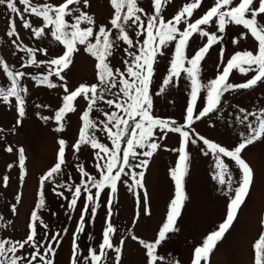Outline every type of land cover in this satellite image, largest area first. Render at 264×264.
Masks as SVG:
<instances>
[{"label":"rangeland","instance_id":"374dc122","mask_svg":"<svg viewBox=\"0 0 264 264\" xmlns=\"http://www.w3.org/2000/svg\"><path fill=\"white\" fill-rule=\"evenodd\" d=\"M30 2L33 5L43 3L58 5L63 0H30ZM187 2L191 0H162L160 15L165 21L171 20ZM15 3L23 12L24 5H21L19 0H15ZM238 3L239 0H234L233 6ZM254 4L258 7V0H254ZM137 6L143 9V12L138 15L146 27L148 16L155 14L153 0H137ZM211 6H213V0H203L202 6L194 10L193 16L187 19L189 22H194ZM70 7H78L92 17L94 21L92 25L82 24L81 27H93L94 33L98 32L100 26L111 29L110 20L114 9L110 0H88L87 7L83 6V0H81V4ZM24 19H27L33 27H43L41 18L27 12H23L21 17L11 13L6 5H0V61H3L13 72L26 73L21 77L20 83L27 89L26 93H21L25 100L23 117L18 114L14 97L9 98V103H4L0 99V240L23 241L29 232V223L33 222L31 213L35 210L39 217V220L34 222L38 226L36 241L44 245L40 248L39 254L46 255L48 259H51L52 264H72L73 237L85 204L84 197L88 195L82 189V196L77 201V207L73 209L67 207L71 200V191H74L82 178L78 165L83 166L84 171L99 180L101 171L97 168V164H103L105 161L97 159L95 153L99 149H93L90 145H81L79 152L74 151L72 147L79 137V130L83 124L81 115L88 107V102L83 95L73 102L76 110L66 114L62 131L54 130L59 126L54 116L63 104V96L68 94L64 91V86L69 91H74L81 84L88 86L96 84L99 93L100 81L96 68L98 61L85 51L84 45H77V51L71 56V64L61 71L64 79L61 80L55 75L49 76V80L57 87L48 88L46 84L38 83L33 77L42 79L50 69L54 71L56 66L47 62L61 56L65 49L54 40L50 29L45 30L42 36L36 37L31 29L23 27ZM68 19L72 22L71 18ZM259 19L264 22V14ZM10 20L16 26L17 35L15 36L7 34ZM177 27L183 31L186 25L182 22ZM201 27L220 37V42L212 45L201 61L198 81L202 85L215 79L223 71L228 59L236 52L248 50L255 54L257 43L242 26L228 25L223 33L218 31L214 22ZM137 31L141 32L139 36L136 34ZM125 32L137 47L146 38V32L138 24L133 25L131 21L125 24ZM118 35L117 29H111L109 38L114 46L111 49L112 55L107 57V63L114 72L116 69L125 72L124 61L131 59L125 50L135 51V49H129L127 44L118 40ZM90 41L95 42L94 38H90ZM206 42V37L193 34L189 46L185 49L186 58L190 59ZM27 48L35 50L37 63L22 66L29 57L28 53L21 49ZM40 49L46 51L41 52ZM174 50L175 42L161 49L164 54L157 56L149 85V95L153 101L152 114L155 117L174 120L177 125H183L190 99V81L184 73H181L180 78H173L169 85H163ZM184 66L189 67L186 63ZM244 67L247 66L244 65ZM253 75L255 72L242 75L234 69L229 75L228 82L244 83ZM125 78H127L126 73ZM116 79L118 82L120 77L117 76ZM8 86H10V80L3 71V66L0 65V87ZM118 87L112 91L116 92L122 100L123 96L118 92ZM205 96L206 91L202 89L196 102L200 110L205 106ZM117 98L105 92L102 99L95 101L89 113V118L97 125L96 129L90 131L94 132L99 143L108 147H111V140L102 130L101 122L107 120L105 113L118 111V114H123L115 108V105L109 106L106 103L109 99L115 101ZM241 109L244 111L242 112ZM261 110H264V81L258 82L252 88H236L224 93L216 110L200 120H194L191 128L185 130L189 131L193 138H196L195 134L198 133L199 136L231 150L240 142L241 132L248 134L247 123L255 119L254 116H249L248 121L240 124L238 118L243 119L247 113H258ZM195 114H198V111ZM42 117H50V119L44 120ZM126 136H130V133H126ZM61 139L66 142L65 162L61 173L54 175L52 180H46L41 185V176L45 175L57 162ZM151 139L159 145L153 155L151 157L139 155L137 160L131 161L136 164L141 160H147V165L134 169L126 168L125 171L129 175H122L121 180L117 182L115 193H111L110 188L102 191L100 207L94 217L91 216L89 209V213L85 216L84 231L76 234L79 257L77 264H85L84 257L89 247L99 253L98 246L106 227V219H108L110 195L112 198L110 222L116 229L111 240L115 247L120 248L119 260H117L116 252L109 249L100 264H147L146 249L140 241L154 242L166 219L170 201L175 195V184L170 170L175 168L178 160L179 153L174 150L179 148L180 136L178 133L157 128L154 129ZM8 147L13 148V151H6ZM124 147L126 143L122 140L121 148ZM21 148L24 150L23 168L19 164ZM204 148L199 139L196 144L188 143L186 146L189 156L187 174L183 180L186 199L176 221V231L169 233L168 238L156 249L157 255L163 259L157 260L155 264H192L194 249L202 245L208 234L218 230L219 224L226 218L227 204L234 193L224 195L228 191V185H221L217 179L213 178L218 170L214 166L213 156L205 155ZM145 150L147 149H137V152ZM101 155L104 154L101 153ZM120 155L122 156V153ZM241 156L253 171L249 193L230 228L216 243L208 259L201 260V264H254L253 245L261 232H264L261 224L264 219V137L248 145ZM223 159L233 177L234 189L238 186L235 181L239 180L240 171L234 161L227 157ZM133 172H143L142 187H136L133 184ZM5 176L9 178L6 186L2 182ZM136 178L140 179L138 175ZM84 179L87 180L86 177ZM60 184H64L65 187H57ZM89 187H91L90 184ZM95 191L96 189H92L93 193ZM58 192H62L63 196L57 195ZM41 195L44 206L37 208ZM40 221L48 227L44 228ZM53 234L58 236V242L50 240ZM133 236L137 239H132ZM121 241L123 244L120 243ZM49 243L54 247L52 253L45 251ZM33 251L30 245L18 250L17 255L21 257L18 264H27ZM33 264H43V262L37 259L33 261Z\"/></svg>","mask_w":264,"mask_h":264},{"label":"snow or ice","instance_id":"6c2138e0","mask_svg":"<svg viewBox=\"0 0 264 264\" xmlns=\"http://www.w3.org/2000/svg\"><path fill=\"white\" fill-rule=\"evenodd\" d=\"M21 5H24L23 12H27L32 16L42 19L43 27H33L27 20H23V27L31 29L32 33L36 37H40L45 33V30L50 29V34L56 42L63 45L64 51L58 58L51 59L47 63L52 66H56L55 70H49L47 75L41 78L33 77L38 83L46 84L48 88H55L57 85L49 80V76L55 75L61 80L64 79L61 76V71L66 69L72 62L71 56L77 51V45H84L85 51L95 57L98 61L96 64L97 76L100 81V88L98 93V85L93 84L91 86L81 84L74 91L64 86V91L68 93L64 95L62 100V106L55 112L54 119L59 125L55 131L63 130V120L67 113L75 111L73 102L78 97L83 95V98L88 102V107L83 111L81 120L83 124L79 130V137L75 144L72 145L74 151L79 152L81 145H90L93 149H99L95 153L98 160H104L103 164H97V168L101 171V178L96 180L84 171L83 166L78 165L81 173V180L78 185L75 186L74 191H71V200L67 207L73 209L77 207V201L82 196L83 192L88 193L85 199V204L81 210L80 220L77 224L74 237H73V258L72 264H77L79 257L77 256L78 245L76 242V234L84 231L85 216L90 213L94 217L97 213V209L100 207L101 193L105 188H110L111 193H115L117 190V182L121 180L122 175H129L125 169L140 168L147 165V160H141L139 163L133 164L131 161L137 160L139 155L144 157H151L153 152L159 147V145L152 141L154 135V129L167 130L170 132L178 133L180 136L179 148L174 151H178L179 156L176 162L175 168L170 170V175L175 184V195L170 201L166 219L160 227L157 238L154 242L140 241L143 247L146 249L147 264H155L157 260H162L163 257H159L156 253V249L167 238L168 234L176 231V221L181 214L183 202L186 199V195L183 190V180L187 174V162L189 160L186 146L188 143L196 144L197 139L202 141L205 148L204 154H211L214 158V166L218 170L214 173L213 178L217 179L221 185H228V191L224 195L234 193L227 204L226 218L219 224L218 230L211 232L203 240L201 246H197L194 249V256L192 264H201V260H207L209 254L215 247L216 243L222 239L224 233L230 228L236 214L244 203L246 196L249 193L250 186L253 180V171L249 164L242 158L241 153L248 145H251L256 140L264 137V110L258 113H247L243 119L238 118L240 124H244L248 121L249 116H254L255 119L247 123L248 134L240 133V142L231 150L212 142L199 134H195L196 138L190 136L189 131L186 128H191L194 120H200L209 113L216 110L217 106L221 103V97L224 93L232 89H248L256 86L258 82L264 81V22H261L259 17L264 14V0H258V7L255 6L254 0H239L238 4L234 5V0H213V6H211L199 19H195L194 22H189L187 18L193 16L194 10H197L202 6L203 0H191L183 5L171 20L165 21L160 15L162 0H153V8L155 14L148 16L147 25L143 24L140 15L138 13L143 12V9L137 6V0H110V3L114 9V14L110 20L111 29H117L119 35L118 40H122L128 45L129 49H135V51H128L127 55L130 60L124 61L125 72H121L120 69H116L115 72L107 63V57L112 55L111 49L113 48V42L110 40L111 29H106L105 26H100L98 32L93 31V27H81L82 24L92 25L94 23L91 16L86 12L80 10V8L70 7L71 5L81 4V0H63L58 5L51 3H43L40 5H33L30 0H19ZM0 5H6L7 9L11 13H16L18 16L23 17V12L17 8L15 0H0ZM83 6H88V0H83ZM126 8V11L124 9ZM79 13L78 15H74ZM250 14V15H249ZM71 18L72 22H69ZM129 21L133 25H139L144 32H146V38L142 41V44L137 47L134 42L129 38V35L125 32V24ZM184 23L186 27L181 31L177 25ZM215 23L220 33H223L228 25L242 26L246 29L254 41L257 43L255 54L253 51L236 52L230 59H228L226 66L223 67V71L216 76L215 79L208 81L207 84H201L198 81V74L200 71L201 61L205 58L210 47L220 42V37L214 32L204 30L201 26ZM8 35H17L16 26L13 21L8 23ZM137 36L141 34L137 31ZM193 34H199L202 37L207 38V42L200 47L195 54L187 59L185 56V49L189 46L190 38ZM90 38H94L95 42H91ZM175 42V50L172 60L170 61V68L168 69V75L163 80V85L167 86L173 78H180L181 73H184L190 81L191 91L190 99L188 100L186 107V115L184 117V124L177 125L174 120H165L155 117L152 114L153 101L149 95V85L151 83L154 73V63L158 55H163L161 49L166 48L171 43ZM28 53L29 59L25 62L28 66L36 64L35 50L31 48L21 49ZM41 52H45V49H40ZM43 63V62H41ZM185 63L189 67H185ZM0 65L3 66V71L7 74L10 80V86L7 88L0 87V99L4 103H9V98H15V104L20 117L25 114L24 104L25 100L21 93H26L27 89L21 86L20 79L25 76L24 72H13L9 70L8 66L0 61ZM246 65L247 67H244ZM238 70L242 75H247L249 72H255L250 79L240 84H232L228 82L229 75L232 70ZM125 73L127 78H125ZM120 79L117 82L116 77ZM119 86V87H118ZM118 87V92L122 94L123 99L120 100L116 92L113 89ZM206 91L205 106L202 110L198 109L197 97L201 90ZM163 91V89H161ZM105 92L111 93L117 96V100L109 99L106 103L109 106L115 105V108L123 114H118V111H112L105 113L107 120L102 121L103 131L107 133V137L111 140V147L105 146L99 143L95 137L94 132L90 131L96 129L97 125L89 118V113L97 99H102ZM91 93V95H89ZM39 107V106H38ZM198 111V114H195ZM243 112L244 110L241 109ZM138 117V119H137ZM44 120L50 119V117H42ZM19 123V121H18ZM126 133H130V136H126ZM126 143V147L121 148V141ZM65 140H59V152L57 156V162L50 168V170L41 176V185L46 180H52L54 175L61 173L62 165L65 162ZM137 149H147L138 153ZM8 152H12L13 148L8 147ZM24 150L19 149V164L20 167L24 166ZM101 153L104 155L102 156ZM122 153V156L120 155ZM223 157H227L234 161L240 171V178L235 183L238 185L234 189L232 187L234 180L225 163ZM106 158V159H105ZM11 167V165H9ZM137 175L140 179H137ZM87 178L85 180L84 178ZM227 177V179H225ZM143 172L132 173L133 184L136 187H142ZM8 177H3V183L6 186L8 183ZM89 184L91 187H89ZM57 187L63 188L64 184L57 185ZM92 189H96L93 193ZM55 191V188L53 189ZM57 195L63 196L62 192H58ZM112 198L109 196L108 200V219H106V227L102 233V240L99 243V253L93 248L89 247L87 255L84 257L85 264H100L107 255V250H114L117 254V260H119L120 248L115 247L112 243L111 236L116 231L110 222L112 215L111 212ZM44 206V199L41 195L37 204V208ZM15 211V209H13ZM29 232L23 241L12 240H0V264H18L21 257L17 255L18 250L30 245L34 251L31 253V259L27 260V264H33V261L37 259L43 264H52L51 259H48L46 255H40V248L44 245L36 241L37 225L34 223L39 220L37 211L31 213ZM40 224L44 228L48 226L40 221ZM262 227H264V219L261 221ZM66 231V230H65ZM47 235V233L45 234ZM132 239H137L133 236ZM51 241L58 242V236L56 234L51 235ZM123 244V241L120 242ZM254 250V264H264V232H261L259 238L253 245ZM47 253L54 252V247L51 243L46 247Z\"/></svg>","mask_w":264,"mask_h":264}]
</instances>
